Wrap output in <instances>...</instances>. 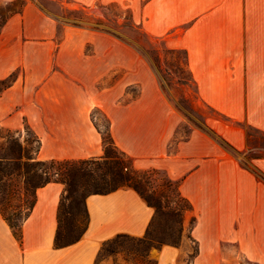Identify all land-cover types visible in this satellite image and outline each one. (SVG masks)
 Here are the masks:
<instances>
[{
	"label": "crops",
	"instance_id": "0c3cea01",
	"mask_svg": "<svg viewBox=\"0 0 264 264\" xmlns=\"http://www.w3.org/2000/svg\"><path fill=\"white\" fill-rule=\"evenodd\" d=\"M133 13L150 35L187 52L198 98L230 122L212 123L215 133L191 124L177 137L185 114L151 66L142 80L137 57L116 77L124 63L103 59V46L88 50L103 33L66 24L60 34V20L27 1L0 29V81L10 80L0 91V127L30 126L40 159L97 158L105 152L100 108L134 165L165 170L192 205L186 216L195 217L198 252L190 261L185 248L166 243L157 264H223L224 242L264 260V157L238 155L248 145L244 123L264 130V0H133ZM133 81H142L141 93L124 101ZM64 188L52 180L36 189L21 240L0 211V264H96L105 241L120 233L143 236L155 214L132 186L91 192L86 230L57 246Z\"/></svg>",
	"mask_w": 264,
	"mask_h": 264
},
{
	"label": "rangeland",
	"instance_id": "374dc122",
	"mask_svg": "<svg viewBox=\"0 0 264 264\" xmlns=\"http://www.w3.org/2000/svg\"><path fill=\"white\" fill-rule=\"evenodd\" d=\"M27 1H35L49 14L58 18L60 34L66 24L103 33L96 42L88 44V50H92L96 45L103 46L107 49V52L100 54L103 59L109 63H124L114 70L116 77L119 78L123 73L126 75L137 57L140 60L142 80H146L147 69L151 66L162 90L185 114V120L178 127L177 137L187 134L191 124L214 132L212 123L230 122L198 98L185 50L174 46L171 40L150 35L142 21L133 13V0L0 1V23ZM187 79L188 81L184 82ZM141 90L142 81L126 84L123 100L132 99L140 94ZM95 112L98 124L106 131L107 118L100 108H96ZM244 126L247 128L246 123ZM0 128V166L13 171L11 176L4 177V187H10L16 203L23 197L24 203L25 199L30 202L33 199L35 184L47 176H57L52 171L45 173V170L52 166L51 160H46L45 164L35 163L34 157L38 156L39 142L30 126L25 125L19 131ZM246 130L248 133V128ZM251 133L246 149L238 153L244 160H247L250 146L253 147V154H263L261 157H264V134L252 130ZM106 146L108 158H89L87 162L73 163L76 167L75 173L71 177V183L66 185L69 190L65 191L63 241L78 236L85 227L88 219L85 202L89 193L132 186L145 198L161 205L151 224L152 239L145 235H116L104 242L96 264H157L155 255L166 243L185 248L184 258H192L198 250L197 242L191 237L195 217L186 216L189 209L183 210L186 201L178 194V181L172 179L163 169L137 168L133 158L117 145L107 143ZM6 155L16 159H1ZM25 211L24 207L23 212ZM222 247L229 255L223 264H264V260L247 257L237 243L224 242ZM232 258L235 262L230 260Z\"/></svg>",
	"mask_w": 264,
	"mask_h": 264
},
{
	"label": "trees",
	"instance_id": "16d2710c",
	"mask_svg": "<svg viewBox=\"0 0 264 264\" xmlns=\"http://www.w3.org/2000/svg\"><path fill=\"white\" fill-rule=\"evenodd\" d=\"M8 17V16H7ZM7 17L3 20L2 23H0V29L3 25V23L5 22V20L7 19ZM186 52V51H185ZM186 56H187V52H186ZM191 72V70H190ZM192 75V74H191ZM193 79V76H192ZM187 80H184V82H187ZM2 83V86L0 87V91L7 86V84L10 82V80H2L0 81ZM247 128H248V136L251 139V130L252 131H260L262 134H264V130L260 129L250 123L246 124ZM0 136H2L1 134V128H0ZM103 137H104V144H105V152L104 155L101 156L102 158L106 159L108 158L109 154L107 151V143H111V144H115V141L109 131V129L107 128L106 131H103ZM37 140L39 142L38 145V150H39V146H40V139L37 136ZM116 145V144H115ZM253 147L250 146L247 152V158L252 159V158H257V157H261L263 154H253L252 151ZM248 153H251L250 155H248ZM35 158V163L37 164H45L46 160H51L52 166L50 167L49 170H45V173H50V171H52L53 173H55L57 176L53 177V176H47L45 179L39 181L37 184H35V189H34V193H33V199L30 202H27V199H25V203H24V197L20 200L19 203H16L13 199V195L11 193L10 187H4V182L3 179L4 177L7 176H11V174L13 173V171L8 170V168L6 167H1L0 166V211L2 212L3 216L5 217V219L8 221V223L10 224V226L13 229L14 234L16 235V237L18 239H22V224L24 222V219L29 215L31 209L33 208L34 204H35V195H36V189L49 182L52 180H56V181H61L65 184V188L64 191L62 193V197H61V201H60V205H59V210H58V229L56 232V237H55V243L57 246H62V245H66V244H70L76 240H78L82 234L84 233V231L87 228L88 225V221H89V216H88V211H87V223L85 225V227L83 228V230L81 231V233L72 238L71 240L68 241H63L64 237H65V233L63 232V208L65 205L64 199H65V191L69 190V188L66 187V185H69L71 183V177L73 176V174L75 173V168L73 166V163L78 161V162H87L89 160V158H80V159H40L38 158V156L34 157ZM98 158V157H97ZM1 159H16L13 156H3ZM262 177H264V175H262ZM178 184V194L180 195V197L186 201L185 207H183V210H187L191 208V203L190 201L181 194L180 190H179V183ZM117 188V187H115ZM113 188V189H115ZM112 189L109 190H96L94 192H107L110 191ZM12 195V196H11ZM145 198V197H144ZM146 200L155 207V213L156 211L161 208V205H157L155 202H152L150 199L146 198ZM86 205V202H85ZM24 207L26 209L25 213L23 212ZM155 215V214H154ZM154 218V217H153ZM153 221V219H152ZM152 221L150 222V225L147 228L146 233L144 234L145 237H148L149 239H152V237L150 236V228H151V224ZM125 233H120L118 235H122ZM198 252V250L196 251V253ZM195 253V254H196ZM194 254V255H195ZM193 258V257H192ZM192 258H190L189 260L191 261Z\"/></svg>",
	"mask_w": 264,
	"mask_h": 264
}]
</instances>
